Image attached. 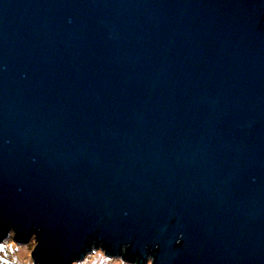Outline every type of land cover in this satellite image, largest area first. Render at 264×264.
<instances>
[{
	"label": "water",
	"instance_id": "95a60500",
	"mask_svg": "<svg viewBox=\"0 0 264 264\" xmlns=\"http://www.w3.org/2000/svg\"><path fill=\"white\" fill-rule=\"evenodd\" d=\"M10 233L34 264H264V0H0Z\"/></svg>",
	"mask_w": 264,
	"mask_h": 264
},
{
	"label": "rangeland",
	"instance_id": "374dc122",
	"mask_svg": "<svg viewBox=\"0 0 264 264\" xmlns=\"http://www.w3.org/2000/svg\"><path fill=\"white\" fill-rule=\"evenodd\" d=\"M12 236L13 234L10 233L6 239L0 242V264H34L31 260V252L35 245L33 239H31L27 244L19 246L13 243ZM97 250L101 251L99 248L95 249L89 255L85 256L82 261L73 264H85L89 257H91ZM116 260L118 259L107 258L104 255V260L97 261L96 264H105V261L114 262Z\"/></svg>",
	"mask_w": 264,
	"mask_h": 264
},
{
	"label": "clouds",
	"instance_id": "9594fccd",
	"mask_svg": "<svg viewBox=\"0 0 264 264\" xmlns=\"http://www.w3.org/2000/svg\"><path fill=\"white\" fill-rule=\"evenodd\" d=\"M179 243V241H177ZM97 244L96 241H91L89 246L95 247ZM128 245L125 244L120 249V255L124 256L127 254ZM104 260L103 252L97 250L93 253L91 257L85 262V264H96L97 261ZM155 257L152 255H147L144 259V264H154ZM105 264H140L139 257H133L132 259H128L127 261L124 260H116V261H105Z\"/></svg>",
	"mask_w": 264,
	"mask_h": 264
}]
</instances>
